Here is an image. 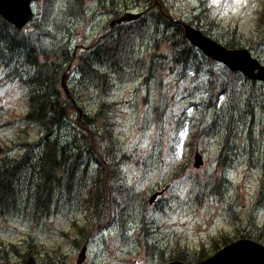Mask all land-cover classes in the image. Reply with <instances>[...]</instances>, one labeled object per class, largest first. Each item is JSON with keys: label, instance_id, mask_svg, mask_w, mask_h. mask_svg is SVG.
Instances as JSON below:
<instances>
[{"label": "rangeland", "instance_id": "rangeland-1", "mask_svg": "<svg viewBox=\"0 0 264 264\" xmlns=\"http://www.w3.org/2000/svg\"><path fill=\"white\" fill-rule=\"evenodd\" d=\"M149 2L40 0L33 5L35 17L23 30L32 34L31 45H37V37L45 50L38 62L58 66L69 59L57 83L60 96L66 90L78 114L91 118L101 105L107 107L94 128L113 130L117 156L103 169L119 175L122 198L118 208L109 202L102 212L90 209L87 189L101 165L87 153L72 156L77 115L69 112L55 135L68 156L57 200L48 216L32 221L33 179L23 181L16 208L0 214V264H22L13 248L29 242L36 253L32 264H57L61 258L75 264L81 251L75 243H86L84 264H167L175 261L173 253L196 264L224 239L264 244V84L225 71L199 51L184 67L174 63L167 54L171 49L160 41L171 31L160 26L157 36L151 20L160 7L172 30L187 24L220 45L233 39L264 65V0ZM127 12L142 15L110 27ZM117 28L127 31L120 39L123 49L115 51L117 63L103 65L95 43ZM1 63L0 147L11 157L35 159L44 132L23 118L29 77L22 68L6 72ZM92 69L104 76L95 79ZM197 153L203 165L194 169ZM154 192L163 193L148 206Z\"/></svg>", "mask_w": 264, "mask_h": 264}, {"label": "trees", "instance_id": "trees-1", "mask_svg": "<svg viewBox=\"0 0 264 264\" xmlns=\"http://www.w3.org/2000/svg\"><path fill=\"white\" fill-rule=\"evenodd\" d=\"M153 1L154 0H150L149 3ZM157 9L159 10L158 13L151 14V20L156 25V35L158 36L160 34L158 32L160 26L164 28L163 31L165 32L171 31L170 34L162 33V39H160V41L165 42L173 51L172 54L170 52L171 50H167V54L174 57V63L184 67L185 64L196 57L198 51L185 40L183 36L184 24H177L178 27L172 30L170 24L166 21V19H169L167 18V12L160 7ZM126 32L117 28L111 31L108 38L101 39L98 44L94 42L97 48L95 55L103 54L104 60H102L101 64L104 65L113 61L117 63L115 51L119 47L123 49L124 42L121 44L120 39L126 35ZM201 32L204 35L209 34L203 30ZM134 34L135 33L132 32V35ZM30 38H32L31 33H27L23 29H16L0 16V62H2L1 64L4 65L5 68H9L6 72L10 73L14 71V69L16 71L22 68V70H24L23 75L29 77L28 80L25 81L29 88V93L26 112L23 118L28 124L39 126L44 132L39 145L40 152L35 159L27 155L18 158L11 157L4 153L6 151L0 147V214H10V212L16 208L19 203V190L22 183L23 181L27 182L29 178H31L33 179V184L29 190V198H31L32 201L30 218L32 221L37 222L40 220L37 218L48 216L53 202L57 200V192L61 186V176L65 168V160H63V158H68L67 151L60 148L55 135L63 123L68 120L70 116L69 112L71 111L77 115L75 119L77 130L74 136V143L76 144L77 151H73L72 156L76 159H80L87 153L93 157L92 159L95 164L101 165L100 168L98 166L95 170L91 178V185L87 189L86 197H88L90 209L95 213L102 212L103 207H107L109 202L112 203V207L118 208L119 201L122 198L121 191L118 190L120 187V184H118V182H120V180H118L119 175L117 173L112 175L109 171L106 173L103 169L105 161L109 160L107 163L110 161L113 163L117 156V153L114 151L113 130L111 127L110 130L105 128L101 131H99L101 128H94L96 122L101 118L103 119V114L105 113L103 109H107V107L101 105L92 118L78 114L73 105V96H69L66 93H64V96H60V92L57 89L59 76L61 75L62 78V73L65 70L63 66L69 59L64 57L58 66H54L48 61L39 63L38 55L44 54L42 52L45 50L40 48L37 37H35L34 41L37 42V45H31ZM212 40L217 42V39ZM222 46L232 50L243 49L239 43L233 41V39L226 41ZM155 48L157 49V45H155ZM163 59L162 57V60ZM27 66H32L33 70L28 71L29 69ZM226 70L225 68V71ZM98 71L92 69V75L94 74L95 79L104 76ZM222 85H224V83ZM104 125L109 126V124L106 123H104ZM90 127L94 128V131H92ZM91 135H94L98 141L91 138ZM219 158V161H221V155ZM113 168L114 166L111 165L112 171L114 170ZM128 196L129 190H127V197ZM97 219H99L98 216ZM79 233L83 236V230H79ZM28 239L25 240L27 241ZM258 240L260 241L261 238H258ZM231 242L232 241L229 239H224L223 246L218 247V245H216L213 248V253H216ZM262 243H264V241H262ZM76 244L77 243H75V245ZM79 245L80 243L77 244L78 247ZM13 249V254L19 262H22V264L33 263L36 255L34 252V243L29 242L23 247ZM171 259L184 264L191 263L189 257L183 253H173ZM205 259H207L206 256L200 255L194 260V263H199ZM56 263L65 264L64 258H61V260Z\"/></svg>", "mask_w": 264, "mask_h": 264}, {"label": "water", "instance_id": "water-1", "mask_svg": "<svg viewBox=\"0 0 264 264\" xmlns=\"http://www.w3.org/2000/svg\"><path fill=\"white\" fill-rule=\"evenodd\" d=\"M39 0H0V16L16 29H23L34 19L33 5ZM140 13H125L110 25L130 23L138 20ZM183 36L185 40L205 57L220 63L230 72L239 73L252 82L264 84V65L254 58L248 49H227L216 41L204 35L200 30L184 24ZM67 94V91L64 90ZM203 165L200 154L195 155L194 169ZM163 193V192H162ZM161 192H154L148 200L152 205ZM86 260L84 246L77 256L75 264H82ZM167 264H184L179 261ZM196 264H264V246L247 239L236 240L214 253L209 258Z\"/></svg>", "mask_w": 264, "mask_h": 264}, {"label": "flooded vegetation", "instance_id": "flooded-vegetation-1", "mask_svg": "<svg viewBox=\"0 0 264 264\" xmlns=\"http://www.w3.org/2000/svg\"><path fill=\"white\" fill-rule=\"evenodd\" d=\"M141 14H142V13H141ZM115 20H116V19H115ZM115 20L111 21L110 24H111L112 22H114ZM77 244H78V243H77ZM77 244L75 245V247L77 246ZM85 244H86V243H85ZM85 244H84V245H85ZM84 245H83L82 247H84ZM82 247H81V244H80L78 248H81V249H82ZM77 256H78V254H77ZM64 262H65V259H64ZM65 264H66V262H65ZM82 264H84V262H83Z\"/></svg>", "mask_w": 264, "mask_h": 264}]
</instances>
